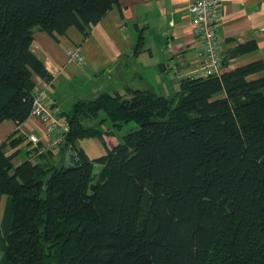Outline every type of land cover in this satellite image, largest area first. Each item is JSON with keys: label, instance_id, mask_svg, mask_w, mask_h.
Segmentation results:
<instances>
[{"label": "trees", "instance_id": "1", "mask_svg": "<svg viewBox=\"0 0 264 264\" xmlns=\"http://www.w3.org/2000/svg\"><path fill=\"white\" fill-rule=\"evenodd\" d=\"M117 1L0 0V124L27 121L33 77L50 80L30 52L34 29L87 37ZM262 69L255 62L184 79L171 96L127 90L59 111L70 127L68 168L13 167L5 152L18 142L1 144L0 264H264V78L247 80ZM100 113L114 130L135 127L90 160L76 144L102 139L85 125Z\"/></svg>", "mask_w": 264, "mask_h": 264}, {"label": "crops", "instance_id": "2", "mask_svg": "<svg viewBox=\"0 0 264 264\" xmlns=\"http://www.w3.org/2000/svg\"><path fill=\"white\" fill-rule=\"evenodd\" d=\"M190 2L118 0L87 37L75 28L54 36L34 29L30 52L50 76L49 81L33 77L35 95L43 94L47 104L70 113L77 102L92 101L101 94L125 95L127 90H148L171 96L179 92L182 80L205 77L201 69V46L191 29ZM220 3L218 33L227 57L223 72L261 62L263 69L247 80L264 78V0H220ZM140 38L142 44L137 49ZM245 45L253 47L230 56ZM72 47L80 49L84 64L69 61L66 51ZM158 86L160 92L156 91ZM100 114L96 121H91L92 126L88 125L90 122L85 125L104 132L102 139H83L76 144L90 160L104 156L107 149L120 143L112 126L113 131L102 130L105 122L100 124ZM42 134L40 124L31 117L20 126L10 121L0 124V145L18 142L14 147L9 144L5 152L6 156H13V167L28 160L32 166L39 164L47 168L67 163L69 151L61 148L30 158L32 146L27 138L35 135L44 142Z\"/></svg>", "mask_w": 264, "mask_h": 264}, {"label": "built area", "instance_id": "3", "mask_svg": "<svg viewBox=\"0 0 264 264\" xmlns=\"http://www.w3.org/2000/svg\"><path fill=\"white\" fill-rule=\"evenodd\" d=\"M220 5V0H191L188 8L192 33L201 46V69L205 76H219L224 71V49L218 33ZM66 55L71 62L84 64L78 47L68 49ZM59 113L57 108L45 102L43 94L34 96L30 117L41 125L45 141L42 142L35 135L28 136L27 140L32 146V158L61 148L70 127L66 118Z\"/></svg>", "mask_w": 264, "mask_h": 264}, {"label": "rangeland", "instance_id": "4", "mask_svg": "<svg viewBox=\"0 0 264 264\" xmlns=\"http://www.w3.org/2000/svg\"><path fill=\"white\" fill-rule=\"evenodd\" d=\"M83 55V54H82ZM83 58H84V56H83ZM69 59V58H68ZM84 60H85V58H84ZM69 61L71 62V60L69 59ZM171 82V81H170ZM169 87L171 88L172 87V83H170L169 84ZM156 88V87H155ZM157 90H159V86L156 88V91ZM157 92H160V91H157ZM104 117V114L103 113H101L100 114V118H103ZM96 121V120H95ZM94 124V122H90V123H88V125L89 126H92ZM134 126L135 127V124L134 123H128V124H126V125H123V127H122V129L120 130V131H115L114 130V134H115V137L117 136V137H119V141L121 142L122 141V136L123 135H125L127 132H129L130 130H132L131 129V127L132 126ZM41 126V125H40ZM131 126V127H130ZM101 128H102V130H105V129H109V130H111V124H110V122L109 121H106L105 122V124H104V126L102 125L101 126ZM42 129V128H41ZM111 131H113V130H111ZM43 135V134H42ZM42 138H44V135H43V137ZM111 138V137H110ZM40 139V138H39ZM57 151V150H56ZM48 152H52V151H48ZM95 171H94V174H97L98 172H99V168H95L94 169ZM95 182V181H94ZM8 201V196H2V198H1V201H0V222H1V218H2V215H3V211H4V208H5V204H6V202ZM0 235H1V228H0ZM1 252H0V261H1Z\"/></svg>", "mask_w": 264, "mask_h": 264}, {"label": "water", "instance_id": "5", "mask_svg": "<svg viewBox=\"0 0 264 264\" xmlns=\"http://www.w3.org/2000/svg\"><path fill=\"white\" fill-rule=\"evenodd\" d=\"M68 158V157H67ZM65 168H68V167H71L68 165V160H67V163L64 165Z\"/></svg>", "mask_w": 264, "mask_h": 264}]
</instances>
